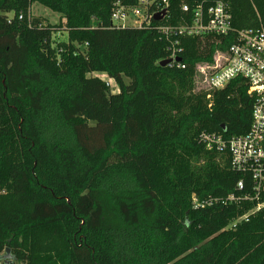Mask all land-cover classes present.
Segmentation results:
<instances>
[{"label":"trees","instance_id":"1","mask_svg":"<svg viewBox=\"0 0 264 264\" xmlns=\"http://www.w3.org/2000/svg\"><path fill=\"white\" fill-rule=\"evenodd\" d=\"M217 1L170 0L167 23L186 17L182 4ZM222 1L235 31L264 26V0ZM116 3L137 0H0V257L264 264V208L240 200L229 151L201 139L228 142L250 128L244 78L210 99L195 92L196 66L233 38H185L183 67H162L169 45L157 23L111 28ZM34 4L60 15L66 42L32 17ZM194 199L212 204L195 208Z\"/></svg>","mask_w":264,"mask_h":264},{"label":"built area","instance_id":"2","mask_svg":"<svg viewBox=\"0 0 264 264\" xmlns=\"http://www.w3.org/2000/svg\"><path fill=\"white\" fill-rule=\"evenodd\" d=\"M169 6L170 0H137L136 7L132 8L116 3L111 13V28L141 29L157 23L156 30L169 45V56L165 60L170 61L169 66L178 68L183 67L179 60L184 52L183 39L214 37L220 45L227 37L233 38L225 51L214 53L211 62L196 66L195 92L206 93L210 99L232 80L244 78L249 86L248 94L254 96L250 128L245 135L228 142L218 135L202 134L201 139L209 150L229 151L232 170L242 176L237 183V188L243 192L240 200L255 202L253 210L259 211L264 208V26L235 31L232 14L222 0L192 8L182 4L181 11L186 17L172 25L167 23ZM256 13L260 19L257 10ZM156 16L160 20H155ZM193 203L197 208L211 205L212 201L198 203L194 199ZM244 219L247 216L240 220Z\"/></svg>","mask_w":264,"mask_h":264},{"label":"rangeland","instance_id":"3","mask_svg":"<svg viewBox=\"0 0 264 264\" xmlns=\"http://www.w3.org/2000/svg\"><path fill=\"white\" fill-rule=\"evenodd\" d=\"M31 15L32 17L35 18H40L44 24L46 25H52L55 27V41L57 43H64L67 40V36L65 31L63 30L64 27H62V18L60 17V15H57L55 13H53L52 11H50L49 9L40 6L38 4H34L32 6L31 9ZM94 77H99L102 80L108 82L110 84V87L112 89L113 92L118 91V87L117 85L108 79L107 75L103 74V73H94L93 74Z\"/></svg>","mask_w":264,"mask_h":264},{"label":"water","instance_id":"4","mask_svg":"<svg viewBox=\"0 0 264 264\" xmlns=\"http://www.w3.org/2000/svg\"><path fill=\"white\" fill-rule=\"evenodd\" d=\"M155 20H160V17L156 16ZM168 64H170V61L169 60H164V61H162L160 63V66L166 67ZM68 203H70V202L68 201ZM2 261H5L6 264L14 261V257L12 256L10 249H7L5 251V255L0 257V264H1Z\"/></svg>","mask_w":264,"mask_h":264}]
</instances>
